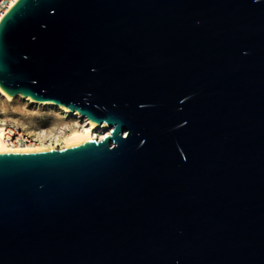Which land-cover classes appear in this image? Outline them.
<instances>
[{
	"label": "water",
	"instance_id": "95a60500",
	"mask_svg": "<svg viewBox=\"0 0 264 264\" xmlns=\"http://www.w3.org/2000/svg\"><path fill=\"white\" fill-rule=\"evenodd\" d=\"M0 88L111 128L0 154V264H264V0H19Z\"/></svg>",
	"mask_w": 264,
	"mask_h": 264
},
{
	"label": "rangeland",
	"instance_id": "374dc122",
	"mask_svg": "<svg viewBox=\"0 0 264 264\" xmlns=\"http://www.w3.org/2000/svg\"><path fill=\"white\" fill-rule=\"evenodd\" d=\"M0 120L16 123L30 134L44 133L46 144L55 141L61 132L67 134L81 126L60 111L49 106H36L20 98L12 102L0 98Z\"/></svg>",
	"mask_w": 264,
	"mask_h": 264
},
{
	"label": "bare ground",
	"instance_id": "6f19581e",
	"mask_svg": "<svg viewBox=\"0 0 264 264\" xmlns=\"http://www.w3.org/2000/svg\"><path fill=\"white\" fill-rule=\"evenodd\" d=\"M15 3L13 4V6L15 5ZM3 17L4 15L0 18V21L3 19ZM0 98L5 99L7 102H12L15 100V98L7 95L1 88H0ZM18 98L23 99L36 106H43L34 103V101H32L30 98H23V97H18ZM49 107H51L56 111H60L71 118H74L78 123L81 124L80 128H75L67 134L61 132L55 141L49 142L47 144L41 143L39 145H28L21 148H12L9 147L6 143L0 142V154L9 153V152H43V151H54L60 149H70V148L81 147L95 142L103 141L106 138V136H110L111 128H109L108 126L105 127L104 124L99 125L98 127L95 128L89 123L90 122L89 118L84 116L82 117V115L79 113L70 112L66 110L64 107H54V106H49ZM0 134H1V130H0Z\"/></svg>",
	"mask_w": 264,
	"mask_h": 264
},
{
	"label": "built area",
	"instance_id": "2783aa9c",
	"mask_svg": "<svg viewBox=\"0 0 264 264\" xmlns=\"http://www.w3.org/2000/svg\"><path fill=\"white\" fill-rule=\"evenodd\" d=\"M17 0H0V18L7 14L14 3ZM15 3V4H16ZM0 142L6 143L12 148H21L28 145H39L41 143L46 144L43 141L44 133L41 134H30L26 132L20 125L0 120Z\"/></svg>",
	"mask_w": 264,
	"mask_h": 264
}]
</instances>
